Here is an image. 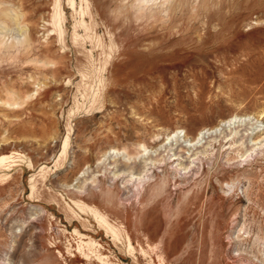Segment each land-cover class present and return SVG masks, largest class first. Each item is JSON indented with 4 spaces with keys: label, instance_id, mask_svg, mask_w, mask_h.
Returning <instances> with one entry per match:
<instances>
[{
    "label": "rangeland",
    "instance_id": "rangeland-1",
    "mask_svg": "<svg viewBox=\"0 0 264 264\" xmlns=\"http://www.w3.org/2000/svg\"><path fill=\"white\" fill-rule=\"evenodd\" d=\"M74 3L0 0V264H264V0Z\"/></svg>",
    "mask_w": 264,
    "mask_h": 264
},
{
    "label": "bare ground",
    "instance_id": "bare-ground-1",
    "mask_svg": "<svg viewBox=\"0 0 264 264\" xmlns=\"http://www.w3.org/2000/svg\"><path fill=\"white\" fill-rule=\"evenodd\" d=\"M67 1V4H69V6L71 5V6H73L75 3H74V0H66ZM81 1H83V0H81ZM76 2V1H75ZM57 6H58V4H57ZM74 7V6H73ZM72 7V8H73ZM6 16V15H5ZM52 17H51V21H50V24H51V26L53 27V31L55 30L57 33L59 32L60 33V14H59V12H58V8L57 7H55V10H54V13H53V15H51ZM9 18H10V20H13V17L12 16H9ZM31 96V95H30ZM236 116V115H235ZM238 117V116H237ZM233 118H235V117H230L229 119H227V120H224V121H220V123H218V126L220 125H222V124H225L226 122H229V121H231ZM71 126V125H70ZM223 126H225V125H223ZM218 128V127H217ZM214 129H215V127H214ZM206 131V130H205ZM203 132H204V130H200L194 137H192L191 139H190V141H192V142H190V144H183V143H181V142H179V141H176V142H174L173 144H171V145H169V150H168V152L170 151L172 154H170V155H168V152L164 155H162L161 157H162V159L165 161V156H166V158H167V160H168V162L171 164V163H174V162H178V164H177V167H179L180 165H184L183 167H182V169L183 168H185V170L187 169L188 170V164H190L191 163V161H194V154H193V152L192 151H195V150H200V152L202 151L203 153H207V152H209V149H208V146H211V145H207V146H204L203 144H200V140H199V137L201 136V135H203ZM69 135H70V131L69 132H67V134H66V136L64 137V139H62L63 141H62V143H61V151H60V154H59V156H65V154H66V151H67V148H68V145H69ZM231 135V134H230ZM170 136H172V135H169V136H166V139L167 140H169L171 137ZM229 136V135H228ZM173 137V136H172ZM231 139V138H230ZM170 141V140H169ZM168 142V141H167ZM169 144V143H168ZM166 147V146H165ZM167 148V147H166ZM210 148V147H209ZM167 150V149H166ZM162 152V151H161ZM164 152V151H163ZM191 152V153H190ZM155 155V154H154ZM203 156V155H202ZM156 157V156H155ZM10 158H12V156H7V155H2L1 157H0V163H4V162H7ZM151 158H152V156L150 157V159L149 160H151ZM157 158H159V156H157ZM157 158H155V159H157ZM197 158V157H196ZM199 158V157H198ZM205 158V157H204ZM162 159H161V161H162ZM154 160V159H153ZM14 161V160H13ZM147 161V160H146ZM156 162H157V160H155ZM160 160H159V162H161ZM158 162V163H159ZM129 163V162H128ZM158 163H156V164H158ZM31 164V163H30ZM149 164H151V163H149ZM154 164V163H153ZM153 164H151V165H149V169L151 168L150 166H152ZM156 164H154V165H156ZM11 165V164H10ZM13 165V164H12ZM116 165V164H115ZM123 166H122V169H119L120 171H119V173H118V175H120V174H125V173H127V172H129V170L130 169H132V168H134L135 166H139L140 168H141V166H140V164H138V163H136L135 161L133 162V163H131V164H122ZM148 165V164H147ZM147 165H145V166H143V168L142 169H144L145 170V167L147 166ZM159 165H160V163H159ZM163 165V164H162ZM161 165V166H162ZM173 165V164H172ZM190 166V165H189ZM41 167V166H40ZM114 167V166H113ZM154 167V166H153ZM171 167V166H170ZM110 168V167H109ZM155 168V167H154ZM157 168V167H156ZM161 168V167H160ZM175 168V167H174ZM181 168V167H180ZM194 168V167H193ZM176 169V168H175ZM192 169V168H191ZM149 171H152V170H149ZM157 171V170H156ZM116 172V171H115ZM135 172V171H134ZM134 172L132 171H130L129 172V175H131V174H134ZM143 172H145V171H141V172H139V173H137L138 174V177L141 175V173L143 174ZM151 173V172H150ZM189 173V172H188ZM187 173V174H188ZM186 174V175H187ZM184 175H185V173H184ZM189 175V174H188ZM116 176H117V174H116ZM121 176V175H120ZM124 176V175H123ZM128 176V175H127ZM148 176V175H147ZM131 177H133L132 175H131ZM137 177V178H138ZM146 177V176H145ZM181 177V176H180ZM134 178V177H133ZM122 179V178H121ZM136 179V178H135ZM117 180V179H116ZM130 181H131V179H130ZM119 183V182H118ZM140 185V184H139ZM162 185H164L163 184V182H162V184H161V187H162ZM125 186V185H124ZM128 188V187H127ZM124 189V188H123ZM129 189V188H128ZM126 191V190H125ZM120 196V195H119ZM120 199V198H119ZM72 201V200H71ZM128 201V200H127ZM76 205H77V207H79V209H82V205H84V204H82L81 205V203L80 204H78L77 202H74ZM83 203V202H82ZM89 206V205H88ZM89 209H90V212H91V215H92V217L94 218V220L97 222V224H98V226H99V228L102 230V231H104V233H105V235L106 236H108V237H111L112 238V240L113 241H116V239H118V232H116V230L118 231V229H115L113 226H112V224H110V222H108L107 221V218H106V215H104V214H101V212L97 209V208H91V207H88ZM125 230V229H124ZM123 230V231H124ZM75 232V234H77L80 238H81V240L82 239H86L85 238V236H83L80 232H78L77 230H75L74 231ZM126 235H127V233H126ZM125 235V236H126ZM127 237V236H126ZM88 240L86 241V242H84V243H81L82 245H85V247H87V251H86V249H85V251H83L82 250V247L81 246H79L78 247V251H79V253H80V256L82 257V258H84V259H87L88 260V258L90 257V254L91 253H94V250H93V247L97 244L96 242H95V240H93L91 237H88L87 238ZM121 239V238H120ZM123 239H124V237H123ZM122 240V239H121ZM125 240V239H124ZM126 241V240H125ZM127 241H131V239H130V237H127ZM127 241H126V243H127ZM96 243V244H95ZM119 243V242H118ZM129 243V242H128ZM126 246H128L127 244H126ZM98 247V246H97ZM100 247V246H99ZM130 247V246H129ZM100 248H102V247H100ZM84 249V248H83ZM96 250V249H95ZM132 250V249H131ZM77 251V252H78ZM91 252V253H90ZM94 254H96L95 255V258L96 259H98L97 261H100V263H101V261H102V259H103V257H101V255L100 254H97L96 253V251H95V253ZM104 255V254H103ZM116 259V258H115ZM104 262V261H103Z\"/></svg>",
    "mask_w": 264,
    "mask_h": 264
}]
</instances>
